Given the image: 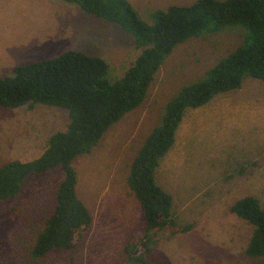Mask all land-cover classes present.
Returning a JSON list of instances; mask_svg holds the SVG:
<instances>
[{"label":"rangeland","instance_id":"rangeland-1","mask_svg":"<svg viewBox=\"0 0 264 264\" xmlns=\"http://www.w3.org/2000/svg\"><path fill=\"white\" fill-rule=\"evenodd\" d=\"M128 1L149 25L156 10L196 2ZM246 36L240 27H228L177 45L155 74L142 104L113 124L90 153L75 159L76 194L91 213L92 224L77 249L54 250L45 264H127L124 247L143 227L142 210L126 181L131 162L160 125L166 103L243 45ZM144 48L128 32L85 14L76 4L0 0V79L13 67L75 51L103 59L106 78L118 81ZM68 119L67 111L58 107H0V166L38 158L47 138L64 130ZM177 137L178 129L159 161L155 182L171 197L175 222L193 226L174 236L164 232L151 246L147 264L264 263V257L245 256L253 227L230 212L245 196L256 197L264 210V143L249 135H220L213 127L207 134L205 126L199 136L192 131L185 146ZM61 178L59 168L30 175L14 199L1 202L0 264L28 263V253L52 215Z\"/></svg>","mask_w":264,"mask_h":264},{"label":"trees","instance_id":"trees-1","mask_svg":"<svg viewBox=\"0 0 264 264\" xmlns=\"http://www.w3.org/2000/svg\"><path fill=\"white\" fill-rule=\"evenodd\" d=\"M82 12L113 23L145 47L118 81L106 78V62L81 52L13 67L0 79V107L18 109L35 105L62 108L68 123L51 134L36 159L12 160L0 166V204L14 199L30 175L59 168L61 181L51 217L41 229L26 264H45L54 250L74 251L90 228L92 216L76 194L75 159L90 153L107 130L146 98L154 76L173 49L190 38L214 34L228 27L245 30L246 40L209 69L200 80L182 86L166 103L161 123L145 139L129 166L127 185L142 210L143 227L124 247L127 264H147L152 245L191 230L171 217V197L155 182L160 159L174 142L187 109L199 108L220 93L240 88L249 77L264 84V0H196L190 6L173 5L152 14L146 24L128 0H62ZM230 212L253 227L245 256L264 257V210L254 196L238 199ZM264 264V263H261Z\"/></svg>","mask_w":264,"mask_h":264},{"label":"crops","instance_id":"crops-1","mask_svg":"<svg viewBox=\"0 0 264 264\" xmlns=\"http://www.w3.org/2000/svg\"><path fill=\"white\" fill-rule=\"evenodd\" d=\"M258 82L245 78L240 88L217 94L207 104L185 111L177 128L181 145L185 146L192 131L199 136L203 126L207 134L213 127L220 135H249L264 143V87Z\"/></svg>","mask_w":264,"mask_h":264}]
</instances>
